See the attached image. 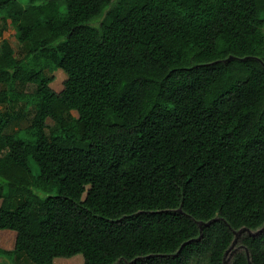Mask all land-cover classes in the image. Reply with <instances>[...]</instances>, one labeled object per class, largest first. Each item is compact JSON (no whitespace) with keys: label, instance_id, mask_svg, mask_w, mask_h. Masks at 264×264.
Wrapping results in <instances>:
<instances>
[{"label":"trees","instance_id":"1","mask_svg":"<svg viewBox=\"0 0 264 264\" xmlns=\"http://www.w3.org/2000/svg\"><path fill=\"white\" fill-rule=\"evenodd\" d=\"M113 2L0 0V254L224 264L264 227V0Z\"/></svg>","mask_w":264,"mask_h":264},{"label":"rangeland","instance_id":"2","mask_svg":"<svg viewBox=\"0 0 264 264\" xmlns=\"http://www.w3.org/2000/svg\"><path fill=\"white\" fill-rule=\"evenodd\" d=\"M120 0H114V2L111 4V8L114 7ZM108 10L104 11L100 16L94 18L91 20L90 25L94 29H97L101 31V24L106 16ZM2 40H6L10 43L12 48L15 51V56L18 59H21L23 57L24 52L22 51V45L18 42L16 38V31L15 28L9 24ZM1 40V41H2ZM54 76V81L51 83V88L56 91V92H61L64 88V81L66 80V74L62 70H57L54 73H52ZM74 116L77 117V113H73ZM28 121H22V122H15L13 124L12 131H20L26 128ZM49 124L52 126L53 122L49 121ZM200 228H202L205 224L203 222L198 223ZM264 230V227L258 230H250L248 228H242L239 230H233V243L229 247V249L226 251L225 256H224V264H232L235 257L238 254H245V256L250 255L249 251L242 245V239L248 236H257L261 234ZM15 240H16V235L13 232H3L2 237H1V248L7 251H10L14 248L15 246ZM80 257H82L80 255ZM67 260L71 259H59L56 261L55 264H70ZM250 260V259H249ZM76 261V260H75ZM73 261L71 264H81V262L78 260V262ZM75 262V263H74ZM120 263H126L125 261H120ZM0 264H31L27 259L21 258L17 259L16 257H10V256H5L0 254ZM192 264H207L206 258H203L202 260L195 261Z\"/></svg>","mask_w":264,"mask_h":264},{"label":"water","instance_id":"3","mask_svg":"<svg viewBox=\"0 0 264 264\" xmlns=\"http://www.w3.org/2000/svg\"><path fill=\"white\" fill-rule=\"evenodd\" d=\"M264 231V230H263ZM248 259H250V255L248 256Z\"/></svg>","mask_w":264,"mask_h":264}]
</instances>
